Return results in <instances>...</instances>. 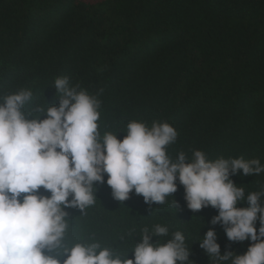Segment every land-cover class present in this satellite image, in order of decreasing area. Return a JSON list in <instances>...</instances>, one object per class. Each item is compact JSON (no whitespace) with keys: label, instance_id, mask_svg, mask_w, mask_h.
Here are the masks:
<instances>
[{"label":"trees","instance_id":"obj_1","mask_svg":"<svg viewBox=\"0 0 264 264\" xmlns=\"http://www.w3.org/2000/svg\"><path fill=\"white\" fill-rule=\"evenodd\" d=\"M63 77L100 101L101 138L111 132L122 140L133 120L168 123L177 132L166 149L172 160L199 150L209 160L264 165V0H0V102L29 89L25 111L58 105L54 82ZM107 179L83 215L65 209L69 243L94 238L126 255L143 228L159 223L169 235L152 243L182 232L187 264H215L199 246L210 229L221 254L242 255L250 245L211 224L216 209L190 210L178 180L163 204H148L134 190L114 199ZM231 179L246 194L264 190V173Z\"/></svg>","mask_w":264,"mask_h":264},{"label":"clouds","instance_id":"obj_2","mask_svg":"<svg viewBox=\"0 0 264 264\" xmlns=\"http://www.w3.org/2000/svg\"><path fill=\"white\" fill-rule=\"evenodd\" d=\"M54 88L59 103H47V108L34 105L25 111L33 98L29 89L6 95L0 102V264L191 261L180 231L164 243L160 239L152 243V237L169 235L168 226L159 223L143 228L139 242L126 255L94 238L69 243L73 223L65 209L76 208L83 215L98 200L95 185L104 183L105 175L114 199L126 201L134 190L148 204H163L177 191L178 180L190 210L216 209L213 226L221 225L231 242L250 241L242 255L221 254L217 233L210 229L199 242L208 258L215 264H264V190L246 194L244 186L231 179L241 172L264 173L259 159L209 160L197 150L191 159L181 152L172 160L166 149L177 132L168 123L148 127L133 120L122 140L111 132L101 138L100 101L71 86L67 77L57 78ZM240 203L248 206L238 207Z\"/></svg>","mask_w":264,"mask_h":264}]
</instances>
